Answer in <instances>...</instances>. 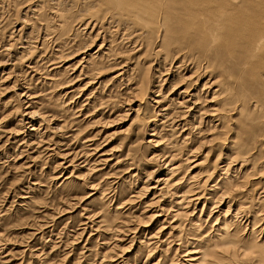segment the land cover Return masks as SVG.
Returning a JSON list of instances; mask_svg holds the SVG:
<instances>
[{
  "label": "rangeland",
  "instance_id": "374dc122",
  "mask_svg": "<svg viewBox=\"0 0 264 264\" xmlns=\"http://www.w3.org/2000/svg\"><path fill=\"white\" fill-rule=\"evenodd\" d=\"M92 1L49 0L48 2V0H42L41 4L37 3L43 6H40L35 16L32 14L33 9L31 7L36 3V0H5V3L0 0V264H143L144 262V264H154L158 260L157 264H190L188 257L180 258L183 254L178 253L174 256L175 249L180 245L182 246L180 251L190 248L189 244L193 242V246H197L198 250H202L204 248L202 246L207 242L208 246L217 244L218 242L214 243V234L221 226V215L219 214L226 210L227 204L225 203H232L231 215L234 214L232 211L237 208L238 203L244 205V212L249 213L251 218L254 213L259 215L258 210H264V70L262 69L264 48L261 50L259 47L255 48L254 43L249 41V37L245 38L252 33L249 30H254L255 27L251 28V26L254 25V22L257 23V19H260L257 23L259 26H256L257 29L253 32L262 29L260 26L264 24V12L259 14L261 11L258 12V10L264 9V6L259 7L263 3L260 4L261 0H259L260 3H257L258 0H253L256 1V5L259 4V9L250 6L254 3L251 0L246 1L248 5L245 0H238L240 1L238 5L236 2V4L234 3L239 12L245 11L244 8L247 5L248 11L254 9L255 13H253L256 16H262V18L258 16L257 21L254 18L253 23L251 22L252 17L249 18L250 20L247 21L252 23L250 26L247 21L235 23L234 20H238L241 12L238 14L235 11L238 16L235 18L233 11L236 8H233V3H227L228 0H223V2L227 1L226 3L221 0H217V2L216 0L188 1L196 2V6L195 4H188L186 0H158L159 5L157 0L148 1L154 5L153 8L149 7L151 10L149 12L152 13L159 6L158 9L160 10H164L163 7H166L165 9L171 15L170 30L173 33L169 31L170 34L169 32L168 34L170 36H172L171 34L175 35L172 39H176L182 44L181 47L177 45L178 41H175L173 46L175 50L179 48L184 51L182 54L174 51V56L189 55L186 48L192 43L194 46L196 44L198 50L201 47H207L206 49L202 48L204 50L200 49L202 54L208 52L209 57L213 54L211 55V62L206 61L212 68L207 70L205 74H201L204 75L202 78H205L197 89L202 87L204 80L212 77L209 79L211 83L217 79L216 85L218 87L221 85L232 95L236 94L233 95L235 104L223 106L222 109L224 110L219 111L221 113L226 111V115L223 114L224 124L222 120L221 125H216L219 124V121H216L218 116L221 118L222 114L216 115L215 121H213L215 123H212L213 126H217L214 129L211 127L212 124L208 123L211 113H205L207 117L197 115L193 120L196 127L194 132V130L188 131L187 127L179 129V126H173L169 122L165 123V120L163 121L161 118V112L156 113L159 109H155V104L151 102L153 98L155 100L160 99L154 96L161 94L166 103L170 92L168 89L172 87L170 85L176 83V86L179 84L186 86L187 82H179L175 78L168 83L160 82L159 84L156 82L153 83L154 89L151 88L152 91H149L155 92V95L148 93V91L145 92L144 96L141 95L140 88L142 85L139 82L144 70L141 62H144L143 59L145 61L156 59L152 50L154 45H158L156 40L152 41L154 44H143V48L139 49L137 44H133L132 38L130 42L126 41L125 43L120 41V37H111V39L116 40L115 43L121 45L117 44L119 47L116 48L115 52L109 53L110 55L107 50L101 51L98 48L102 39L105 40L104 49H106L108 41L111 40L109 34L114 32H109L106 18L102 21V18L109 14L105 13V9H103L105 6L102 7L100 6L101 3L95 4ZM133 1L135 0L131 2ZM166 1L172 3L167 5ZM199 1L205 3L206 6L201 3L202 6L204 5L202 7ZM177 2L178 4H176ZM208 2L213 9L217 8L219 2V4L232 5V8L226 9L227 11L230 10L228 12L232 11V14L229 15L234 16L233 24H237L240 29H236L232 25L235 30L232 27L231 31L240 33V30H243L244 33L245 29L250 27L247 29L248 31L246 30V33L250 32L247 33L248 35L241 32L240 34L244 37L239 34L240 37L238 35L233 36L235 41L233 40L234 42L232 41L233 44L231 43L230 46L234 48L231 50L234 53L230 50L229 52L239 57L237 56L238 58L232 60L234 56L230 54L231 59L230 57L228 59L231 62L227 59L230 56L227 49L222 48L223 52L218 50L221 48L219 43L208 42L210 44L208 46L204 39L205 36L204 38L200 36L202 33L204 35L210 34L209 38L220 37L225 29L231 28L226 24L227 22L225 29L224 26L220 28L221 16L214 13L216 12L214 10H212L211 15L214 13L213 16L215 17L217 14L216 17L218 16V18L215 17V19L210 15L211 17H207L211 19L207 21V17L202 15L204 17L202 19L201 14L206 11V7L211 10ZM86 4L88 5L86 6ZM186 4L195 13L199 8L200 10L205 9L201 10L200 14H197L198 12L194 14L191 10L189 11L188 7L186 8ZM223 4L219 5L220 8L218 7L216 10L220 9L219 12L221 10L226 11L223 10V7L227 6H222ZM56 8H59L57 9L58 14H62L67 22H64L62 18L54 17L53 12ZM240 8L243 10H239ZM98 9L102 10L101 16L98 14L100 12ZM200 10L198 11L200 12ZM185 12L190 15L187 16ZM40 15L42 16L40 17ZM197 15H200L199 18ZM98 16L100 17L98 18ZM200 18L201 20H199ZM186 19L191 20L189 24L190 22L193 24L194 20H198L195 22L197 24H200L201 21L202 26L197 25L200 26V29H196L198 32H195V24L194 27L191 24L187 27L188 22H186L185 26ZM213 19L216 21H214L215 23H213ZM96 20L100 22H96ZM89 21L93 22L92 24L98 23V25L96 24L97 27L92 30L83 29L84 22L89 23ZM210 21L212 22L210 23ZM128 26L131 28L129 33L138 28L133 24H128ZM179 27H181V31H179ZM183 27H187V30L192 32L194 30V40L192 43L188 41L190 44H186V46L184 45L187 43L185 37L188 36L186 35H193V33L191 31L189 33ZM202 29L204 33L201 32ZM261 31L259 33L257 31L256 34H260ZM97 32L99 34L95 38ZM218 32L221 33L220 36L217 35ZM178 35L183 37V40ZM236 36L238 38H235ZM200 37L204 39L206 44H203V39ZM239 38L248 39L247 41L251 42L252 45L249 43L248 45L247 41L239 40ZM233 45L240 46L243 50L237 47L238 50L236 51V47ZM250 45L254 46L251 48L252 50L249 48ZM196 48L195 51H192L196 53L195 58L199 57L198 54L201 53ZM248 48L251 50L250 53H247L249 58L245 55ZM210 49L218 52L215 53ZM224 50L226 51L224 52ZM100 52L109 55L111 58H108L109 56L101 57L102 53ZM219 53L222 56H219ZM225 53L228 54L226 58L223 56ZM239 53L246 59L240 57ZM90 54H93L94 58L88 60L89 65L87 66L85 61L89 59L88 55ZM262 55L263 58H260L259 56ZM83 56L86 58L82 62ZM138 57L139 59H137ZM258 57L263 62H260ZM255 60L262 65L258 67V63L252 64ZM137 61H140V64L134 67ZM244 61H248L247 63L256 68H253L254 73L251 72L252 69L249 70L251 66L247 63L245 65ZM232 62L235 64L233 65ZM94 63L97 69L94 67ZM124 65L128 66L127 72L122 76H117L120 72L118 71L119 68ZM132 67L134 68L131 69ZM81 69H83L82 72H80ZM210 70L212 72L214 70V72L212 73ZM208 71L210 72L208 73ZM258 77L261 78L260 81L262 82L259 81ZM235 80L236 82H233ZM138 85L141 86L137 88ZM157 85L162 89L158 93L160 88ZM183 85L182 88L179 87L180 90L184 89ZM225 86L230 89L227 90ZM197 89L193 92L194 94H196ZM215 89L217 87L213 88V90ZM210 97L211 95L208 98L210 99ZM250 98L253 102L250 101ZM239 101H241V105H239ZM251 105L256 109L252 108ZM239 108L241 109L239 110ZM176 110V114L181 112L180 108H176ZM27 111L36 112L37 116H39L38 114L43 116V122L40 120L41 117H36V120L33 119L31 123L29 120H24L26 118L23 114ZM251 114L253 115L251 116ZM201 117L203 118L200 119ZM20 121L22 122L20 123ZM198 121L199 124H197ZM32 128L35 131H30ZM185 129H187L186 133H181L184 132L181 130ZM187 133L189 134L185 136ZM152 134L154 136H150ZM186 137H188L187 140H185ZM151 140L158 142L155 145ZM49 144L52 145L48 148ZM230 145H234L237 161L235 160L233 167L235 173L229 171L232 174L228 175L231 176L230 184L224 186L221 185V178H224L221 174V166L223 165L221 160L228 161L230 153H228L227 147ZM51 149L56 150L57 153ZM193 149L194 152L188 155V151ZM65 152L67 159L65 158L66 155L63 156ZM70 152L71 154L75 152V154L68 156ZM171 154L174 155L170 162L172 166L169 167L166 164L168 167L164 168V163H167ZM58 163H61L62 167ZM167 168H175V172L171 176L167 174L170 178L166 176ZM166 178L169 179L166 180ZM172 179L174 180L171 181ZM184 179L193 188L198 187L197 191L203 194L206 202L201 213L202 202L196 206L193 213L190 205L184 210H180L181 214H178L176 221L180 226L177 231L172 232L167 229L172 218L169 219L170 216H165V212L162 211L164 208L170 207L169 212L174 213L178 209L175 201H179L176 197L180 196L181 193L180 191L177 194L173 193L182 186ZM156 180H165L167 185L163 187L162 182L158 185ZM176 180H178L177 185ZM168 181L174 182V184H168ZM160 187L164 188L166 195L158 201L159 193L157 191ZM224 187L232 190L227 195L228 198L224 199L225 202L221 203L220 194H222ZM140 189H143L144 193ZM216 197L218 200L215 199ZM211 199L215 200L216 203ZM152 200L154 204L151 203ZM204 200L202 199V201ZM211 203H215L214 206H211ZM209 209L211 211H208ZM217 215H219V221H217V225H214ZM238 221V223L232 224L233 227L231 228H234L239 238L250 239L251 234L249 235V233L252 227L247 225L243 230L242 227L245 224L242 226L243 222L241 223L240 219ZM259 224L260 227L253 231L255 241L264 236V221ZM160 226L164 229H161ZM261 228L259 233L258 230ZM170 231L171 235L177 237L169 238L167 233ZM164 232L166 233L165 236L160 239ZM150 235L155 238L153 239ZM158 239L162 241H160L161 244H158L160 242L156 243ZM148 251L150 252L148 253ZM217 256L216 264H231L227 262V256L222 255L223 262H221V253ZM254 263L258 264V259H255Z\"/></svg>",
  "mask_w": 264,
  "mask_h": 264
},
{
  "label": "bare ground",
  "instance_id": "6f19581e",
  "mask_svg": "<svg viewBox=\"0 0 264 264\" xmlns=\"http://www.w3.org/2000/svg\"><path fill=\"white\" fill-rule=\"evenodd\" d=\"M2 1V0H1ZM7 1V0H6ZM15 1V0H14ZM42 1V0H41ZM41 1L40 0H36V3H34V5H33V7H31L33 10H32V14H36V13H38V11H39V8H40V6H43V5H39V4H41ZM45 1V0H44ZM51 1V0H50ZM83 1V0H82ZM91 1V0H90ZM132 1V0H131ZM131 1H129V0H93L92 1V3H95V4H100L101 3V5L100 6H105V8H103V9H105V13H109V14H106V17H103L102 18V21H104L103 19L104 18H106L107 20L106 21H108V26H109V28H108V30H109V32H114V33H108L109 34V39H111V37L113 38V37H120V41H124L125 43H126V41H129L130 42V39L132 38L133 39V44H137V46L139 47V49H141V47L143 46V44L144 45H146V44H152L153 42L152 41H154V40H156L155 42L156 43H158V45H154V48L152 49L153 50V54L155 55V58L156 59H154V60H152V61H145V59H143V57H142V59H143V63L141 62V66L142 67H144V70H143V73L141 74V80H140V82H139V84H141V85H138L137 86V88L138 87H140L141 86V95H145V92L146 91H148V93H152L153 95H155L154 93L155 92H149L150 90H151V88H153L154 86H153V83H156V82H158L159 84H160V82H162V83H168V82H171L172 81V79H174L175 78V80L177 79L179 82L180 81H184V82H187V85L185 86V85H183V84H179L178 86H176L177 84L175 83V84H173V85H170V86H172V87H169V89H168V91H170L168 94H169V97H167V95H166V97H167V101H166V103H168L167 105H166V103H165V99H163V97L161 96V94L159 95V94H156V96H154V97H159L160 99H152L151 100V102L152 103H154L155 105H154V107H155V109H159L156 113H158V112H161V118L163 119V121L166 123V122H169V123H172V125L173 126H176V127H178L179 126V129L181 128V129H184V128H186L187 127V129H188V131L189 130H194V132H195V126H194V124H193V120L195 119V117L198 115V116H206V114L205 113H211L210 114V118L207 120L208 121V123H215V122H213V121H215L214 119H215V117H216V115L218 116V115H221V118L218 116V118H217V120L216 121H219V124L217 123L216 125L218 126V125H221L220 124V122H222V120L224 119V117H223V114H224V116L226 115L225 114V112L223 111V113H221V112H219L220 110H224V109H222V107L223 106H232V105H234L235 104V101H234V97H233V95L235 94L234 93V91H231V92H233L234 94L232 95V93H230V91H226L221 85H220V87H218L217 85H216V82H217V79L215 80V81H213L212 83L210 82L211 80H209L210 78L212 79V77H210L209 79H207V80H204V82L202 83V87L198 90L197 88H198V86H199V84L203 81V79L205 78V77H203L202 78V76H204V75H201V74H205V72L207 71V70H209L210 68H212V67H210L209 65H208V62H211V55H213V54H209L210 55V57L207 55V53H205V54H202V50H204V49H206V48H204V47H199L200 49H202V48H204V49H202V50H200L201 51V53L200 54H198L199 55V57H194L195 55H196V53H194V52H192V51H195V48H196V44H195V46L193 45V40H194V30H193V35H186V36H188V37H185L186 38V40H187V43H185L184 44V41H183V44L186 46V44H190L188 41H190L191 43H192V45H190L189 47L187 46V50H188V53H189V55L188 54H185V55H181L180 57H178V55L177 56H174V51H175V53H177V52H181V54H182V52H184V51H182L183 49H177V50H175V48L173 47L174 46V44H175V41H178V40H176V39H172V37H175V35L173 36V34H171L172 36H170L169 34H170V32L169 31H172V30H170V26L172 25L171 23H172V21H171V15H170V13H169V11L168 10H166L164 7H163V9L164 10H160V9H158V7L159 6H155L156 8H157V10H156V8L154 9L155 11H152V13L151 12H149V11H151L150 9H149V7H154V5H152L151 3H149L148 1L149 0H139V1H133V2H131ZM153 1V0H152ZM160 1H162V0H160ZM159 1V2H160ZM165 1V0H164ZM179 1V0H178ZM183 1H185V0H183ZM187 2L189 1V0H186ZM194 1V0H193ZM195 1H197V0H195ZM204 2L206 1V0H203ZM207 1H209V0H207ZM211 1V0H210ZM213 1V0H212ZM215 1V0H214ZM222 2H223V0H221ZM225 1V0H224ZM241 1V0H240ZM240 1H238V0H228V2L227 3H230L231 2V4L234 6V3L236 2L237 3V5H238V2H240ZM244 1V0H243ZM247 0H245V2H246ZM254 2L253 4H252V2ZM250 2H251V4L252 5H250L252 8H254L255 7V9L257 8V9H259V7L261 8V7H263L264 5V2H263V0H261L260 2H259V0L257 1V3L259 2L260 4H262L261 6L259 5V7H258V5H256L255 4V2L256 1H253V0H251ZM3 2L5 3V0H3ZM13 2V1H12ZM48 2H49V0H48ZM85 2H86V0H85ZM131 2V3H130ZM155 2V1H154ZM154 2H153V4H154ZM167 2V5L169 4V3H172L171 1L168 3V1H166ZM174 2V1H173ZM176 2V1H175ZM192 2V1H191ZM191 2H188V4L190 3V5H193V4H195V6H196V2L195 3H191ZM200 2V1H199ZM198 2V3H199ZM216 2H217V0H216ZM226 2H223V3H226ZM245 2H243L244 4H245ZM248 2H249V0H248ZM4 3H2V4H4ZM37 3H39V4H37ZM55 3H56V1H55ZM151 4V6H149V4ZM201 3L202 2H200V5H201ZM209 4H210V2H208ZM207 3V4H208ZM212 3H215V2H212ZM220 3V2H219ZM219 3H217V8L219 7V5L221 6V4H223V3H221V4H219ZM235 3V4H236ZM36 4V5H35ZM57 4V3H56ZM64 4V3H63ZM83 4H85V3H83ZM157 4H158V0H157ZM156 3H155V5H157ZM161 5H162V2L160 3ZM174 4V6H175V3H173ZM172 4V5H173ZM176 4H178V2L176 3ZM184 4H185V2H184ZM202 4H204L205 6H206V4L205 3H202ZM208 4V5H209ZM216 4V3H215ZM246 4H247V2H246ZM245 4V5H246ZM255 4V5H254ZM1 5V4H0ZM53 5H54V3H53ZM88 4H86V6H87ZM159 5V4H158ZM163 5H164V3H163ZM167 5H165V6H167ZM204 5L202 6V7H204ZM207 5V6H208ZM212 5H214V4H212ZM224 5H226L227 7H225ZM229 4H223L222 6H224L223 8V10H226V11H222L221 10V12H219L220 11V9L217 11L216 9H213V8H211L212 6H211V4L209 5V8L211 9V10H209V9H207V7H206V11L204 12L202 9V14H201V16L202 15H205V17H207V16H209V17H214L213 16V14L214 13H217L218 14V16H221V27L220 28H223V26H224V29H225V25L226 24H228V26L229 27H231L230 29H225V32L223 33V31H222V33L224 34H222L221 35V33L220 32H218V34L217 35H221L220 37H216V36H213V37H211V38H209L210 37V34H208L209 32L207 31V29H205L208 33V35H204V34H202V33H200L199 35L201 36V37H203L204 38V36H205V40L207 41V44L205 43V41H204V39L203 38H201V39H203V42L201 41V43H203V44H206V45H210L208 42H210V43H213V44H215V43H219V45L221 44V48L216 44V46H218L220 49H218V50H221L222 48L223 49H227L228 50V52H229V50L231 51L232 49H234V48H231V46H230V44L232 43V41L234 40L235 41V39H233L234 37V35H242V34H240L241 32L243 33V30L241 31L240 30V33H238V32H236V31H231V29H232V27L234 26L236 29L238 28L237 27V24H239L240 22L241 23H243L244 21H247L249 18H251L252 17V19L253 20H251V22L252 21H255L257 18H258V16L259 15H255L254 13H255V10L253 9H251V10H247L248 9V4L246 5V8H244V10L245 11H238L237 9V5H236V7L234 6L233 8L235 9L234 11H233V13L235 14L234 16H235V18H237L238 16L236 15L237 14V12H238V14L240 13V15H239V18H238V20L237 19H235L234 18V16L233 15H229V14H232V11L231 12H228V11H230L229 9H228V11H227V9L226 8H232V5H229ZM15 6V5H14ZM13 6V7H14ZM92 6V5H91ZM169 6H171V5H169ZM179 6V5H178ZM186 6V8L188 7L189 8V5L187 6V4L185 5ZM199 5L197 4V7H198ZM215 6V5H214ZM213 6V7H214ZM244 6V5H243ZM257 6V7H256ZM51 7V6H50ZM89 7V6H88ZM97 7V6H96ZM152 7V8H153ZM180 7V6H179ZM178 7V8H179ZM201 7V8H202ZM250 7V8H251ZM6 8V7H5ZM42 8V7H41ZM54 8V7H53ZM94 8V7H93ZM98 8H99V5H98ZM160 8H161V6H160ZM182 8H183V6H182ZM192 8H194V7H192ZM196 8V7H195ZM199 8V7H198ZM220 8V7H219ZM243 8H240L239 10H243ZM57 9H59V8H56V9H54L55 10V12H53L54 13V17H56V18H58L59 17V19H64L63 17H62V14H58L59 12H57ZM100 9H102V8H100ZM102 9V10H103ZM174 9V8H173ZM99 10V9H98ZM97 10V11H98ZM102 10H99L100 12L98 13L100 16H101V11ZM181 10H183V9H181ZM184 10H186V9H184ZM188 10V9H187ZM192 11L193 9H191V8H189V11ZM198 10H200V8L198 9ZM197 10V14H200L201 13V10H200V12ZM212 10H214V11H216V12H214V13H212V15H211V12H213ZM233 10V9H232ZM246 10L248 11V13L246 12ZM25 11H27V10H25ZM24 11V12H25ZM44 11H45V9H44ZM51 11V10H50ZM59 11V10H58ZM68 11V10H67ZM96 11V10H95ZM145 11H147V12H145ZM235 11H237L236 13H235ZM259 11H261V13H259V14H262L263 12H264V9L262 10H258V12ZM52 12V11H51ZM57 12V13H56ZM194 14H196L194 11H192ZM191 12V13H192ZM245 12V13H244ZM252 12V13H251ZM254 12V13H253ZM257 12V11H256ZM258 12L256 13V14H258ZM92 13V12H91ZM97 13V12H96ZM66 14H68V13H66ZM104 14V13H103ZM181 14H182V12H181ZM185 14H187V16H189L190 14L189 13H186L185 12ZM189 14V15H188ZM216 14V15H217ZM25 15V14H24ZM174 15V14H173ZM172 15V16H173ZM176 15V14H175ZM183 15V14H182ZM211 15V16H210ZM216 15H215V17H216ZM255 17H254V16ZM264 15V14H263ZM36 16V15H35ZM42 15H40V17H41ZM70 16V15H69ZM100 16H98V18L100 17ZM192 16V15H191ZM200 16V15H199ZM199 16L197 15V17L199 18ZM218 16L216 17V18H218ZM233 16V18H231ZM23 17V16H22ZM53 17V18H54ZM176 17V16H175ZM180 17V16H179ZM179 17H177V18H179ZM183 17V16H182ZM193 17V16H192ZM191 17V18H192ZM203 17V16H202ZM214 17V18H215ZM259 17H261L262 18V16L260 15ZM67 18H68V16H67ZM98 18H96V19H98ZM172 18H174V17H172ZM188 19H189V17H187ZM190 18V19H191ZM215 18V19H216ZM254 18H255V20H254ZM66 19V18H65ZM65 19H64V22H67V21H65ZM72 19V18H71ZM74 19V18H73ZM179 19H181V17L179 18ZM188 19H186V20H188ZM193 19H194V17H193ZM193 19H191V20H193ZM202 19H204V17L202 18ZM207 19H208V17H207ZM206 18H205V20H207ZM211 18H209L207 21H209ZM233 19H235L234 21H235V23H237V24H233ZM263 19H264V17H263ZM263 19H261V20H263ZM35 20V19H34ZM55 20V19H54ZM175 20H177L176 18H175ZM184 20V19H183ZM185 20V26H186V22H188V24H187V27H188V25L190 26V24H191V22H190V24H189V21H191V20H188V21H186ZM199 20H201V18L199 19ZM250 20V19H249ZM258 21H260V19H257ZM256 20V21H257ZM99 21V20H98ZM97 20H96V22H98ZM101 21V22H102ZM173 21H174V19H173ZM179 21H182V20H179ZM179 21H178V23H179ZM195 22H197L198 20H194ZM193 21V22H194ZM215 20L213 19V23H215L214 22ZM258 21H257V23H258ZM62 22V21H61ZM100 22V21H99ZM183 22V21H182ZM192 22V23H193ZM193 23V24H191L194 28H195V32L198 30V29H200L197 25L199 24H197V23ZM212 21H210V23H211ZM223 22H224V24H223ZM227 22V23H226ZM248 22V21H247ZM250 21L247 23V24H250V26H251V24L253 23H251ZM93 22H90L89 21V23H87V22H84V24L82 25L83 26V29H93V28H95V27H97L96 26V24L98 25V23H95V24H92ZM103 23V22H102ZM107 23V22H106ZM105 23V24H106ZM226 23V24H225ZM257 23L256 22H254L253 24L255 25H252L251 26V28L253 27H255L254 28V30L255 29H257V27L256 26H259V25H257ZM104 24V25H105ZM128 24H133V25H135V26H137L138 28L134 31V32H131V33H129V31H130V27L128 26ZM177 24V23H176ZM181 25H182V23H180ZM219 24V25H220ZM259 24H260V22H259ZM103 25V24H102ZM199 25H201L202 26V23H201V21H200V24ZM231 25V26H230ZM233 25V26H232ZM68 26V25H67ZM66 26V27H67ZM131 26V25H130ZM174 26H175V24H174ZM179 26V25H178ZM197 26V27H196ZM239 26V25H238ZM262 26V27H261ZM260 26V28H262L260 31H261V33L260 34H256V32L258 31V33L260 32L259 30H257L255 33L253 32L254 30H249L250 32L252 31V33H254V34H252V33H250V32H247L246 33V30L248 29V28H250V27H247V29H245V32L243 33V34H247L248 36L247 37H245V38H248L249 37V41H251V42H253L254 43V46H255V48L256 47H259L260 48V50L261 49H263L264 48V24L263 25H261ZM57 27V26H56ZM187 27H183V28H186L185 30L186 31H189V30H187L188 28ZM211 27V26H210ZM209 27V28H210ZM219 27V26H218ZM227 27V26H226ZM228 27V28H229ZM233 27V29L235 30V28ZM136 28V27H135ZM177 28V27H176ZM181 27H179V29H180ZM193 28V29H194ZM203 28V27H202ZM208 28V29H209ZM47 29V28H46ZM105 29V28H104ZM172 29H173V27H172ZM190 29H191V27H190ZM197 29V30H196ZM204 29V28H203ZM203 29L201 30V32H203ZM238 29H240V28H238ZM242 29V28H241ZM20 30V29H19ZM175 30V29H174ZM178 30V29H177ZM183 30V29H182ZM47 31V30H46ZM179 31H181V29L179 30ZM184 31V30H183ZM182 31V32H183ZM189 31V33H191ZM205 31V32H206ZM209 31H210V29H209ZM220 31V30H219ZM248 31V30H247ZM22 32V31H21ZM168 32H169V34H168ZM198 32V31H197ZM233 32H234V34H233ZM107 33V32H106ZM172 33H173V31H172ZM179 33V32H178ZM178 33H175V34H178ZM186 33V32H185ZM204 33V32H203ZM213 33H214V31H213ZM220 33V34H219ZM236 33V34H235ZM46 34V33H45ZM98 34H99V32H97L96 33V35H95V38L98 36ZM168 34V35H167ZM183 34V33H182ZM188 34V33H187ZM50 35V34H49ZM238 35V36H239ZM251 35V36H250ZM100 36V35H99ZM132 36V37H131ZM45 37V36H44ZM178 37H181V36H179L178 35ZM240 37V36H239ZM242 37H244L243 35H242ZM182 39L181 40H183V37H181ZM185 38H184V40H185ZM198 38V37H197ZM235 38H238L237 36L235 37ZM245 38H239V40L240 39H242L243 41H247L248 39H246L245 40ZM106 39V38H105ZM119 39V38H118ZM178 39V38H177ZM180 39V38H179ZM238 40V39H237ZM236 40V42H238ZM115 41L116 40H113V39H111L110 41H108V47L106 48V49H104L105 48V45H104V43H105V40L104 39H102V42H101V44H100V46H99V48L98 49H100L101 51H103V50H107V52H108V54L109 53H113V52H115L116 51V48L117 47H119V46H117V44H119V43H115ZM119 41V40H118ZM233 41V42H234ZM40 42V41H39ZM195 42V41H194ZM235 42V43H236ZM251 42L249 43L248 41H247V44L249 43V44H251ZM123 43V42H122ZM197 43V42H196ZM154 44V43H153ZM198 44V43H197ZM233 44V43H232ZM231 44V45H232ZM239 44V43H238ZM242 44V43H241ZM244 44V43H243ZM246 43H245V45H247ZM248 44V45H249ZM26 45H28V44H26ZM119 45H121V44H119ZM177 45H179V46H181L182 47V44H181V42L180 41H178V43H177ZM199 45V44H198ZM252 45V44H251ZM250 45V49L251 48H253L252 46ZM178 46V47H179ZM201 46V45H200ZM228 46H230L229 48H228ZM233 46H235V45H233ZM135 47H136V45H135ZM150 47V46H149ZM217 47V48H218ZM236 47V46H235ZM238 47V46H237ZM236 47V51L238 50V48L239 49H242L243 50V48H240V46L237 48ZM247 47V46H246ZM143 48V47H142ZM231 48V49H230ZM247 49V50H250V49ZM197 50H198V48H196ZM214 49V48H213ZM212 49V50H213ZM216 49V48H215ZM214 49V50H215ZM246 49V48H245ZM244 49V50H245ZM8 50V49H7ZM147 50V49H146ZM198 50V51H199ZM211 50V49H210ZM211 50V51H212ZM213 50V51H214ZM217 50V49H216ZM241 50V51H242ZM246 50V54L245 55H247V57H248V55L249 54H247V53H250L251 52V50L250 51H247ZM6 51V50H5ZM207 51V50H206ZM205 51V52H206ZM210 51V52H211ZM222 52H223V50H221ZM226 50H224V52H225ZM25 52V51H24ZM28 52V51H27ZM148 52V51H147ZM204 52V51H203ZM215 52V51H214ZM218 52V51H217ZM217 52H215V53H217ZM220 52V51H219ZM221 52V53H222ZM228 52H226V53H228ZM232 52V51H231ZM231 52H229L228 54L230 55L231 54ZM100 53H102V56L101 57H104V56H107V54H103V52H100ZM120 53V52H119ZM122 53V52H121ZM141 53H142V51H141ZM140 53V54H141ZM172 53H173V55H172ZM213 53V52H212ZM223 54V56H225V58L227 57V55L228 54ZM232 53H234V52H232ZM245 53V52H244ZM60 54V53H59ZM139 54V55H140ZM146 54H149V53H146ZM152 54V53H151ZM194 54V55H193ZM240 54V53H239ZM110 55V54H109ZM108 55V56H109ZM154 55H152V56H154ZM201 55H203V56H201ZM219 56L221 55L222 56V54H218ZM232 56H234V54H231ZM231 55L230 56H228L227 57V59L230 57V59H231ZM241 56L240 57H243L242 56V54H240ZM94 55L93 54H90V55H88V57H89V59H87L85 62H86V64H87V66L89 65L88 64V60H91V59H93L94 57H93ZM107 56V57H108ZM112 56V55H111ZM145 56H147V57H150L149 55H145ZM238 56V55H237ZM237 56H234L233 57V59L232 60H235L236 58H238ZM136 57V56H135ZM140 57V58H141ZM158 57V58H157ZM260 58L262 57L263 58V55L262 56H259ZM258 57V59L260 60V58ZM86 57H84L83 56V58H81L82 59V62H83V60L85 59ZM106 58V57H105ZM108 58H111L110 56L108 57ZM146 58V57H145ZM249 58V57H248ZM247 58V60H249ZM17 59V58H16ZM137 59H139V57L137 58ZM217 59V58H216ZM221 59H222V57H221ZM230 59H228V61L230 60ZM243 59H246V57H243ZM255 59H257V58H255ZM257 59V60H258ZM141 60V59H140ZM147 60V59H146ZM238 60V59H237ZM242 60V59H241ZM240 60V61H241ZM258 60V61H259ZM263 60H264V58H263ZM263 60H260V62L262 61L263 62ZM103 61H104V59H103ZM102 61V62H103ZM206 61H208V62H206ZM227 61V60H226ZM246 61V60H245ZM244 61V62H245ZM253 61V60H252ZM256 61V60H255ZM255 61H254V63L252 62V64H257L258 63V61H256V63H255ZM107 62V61H106ZM138 62V63H137ZM136 62V64L134 65V67L135 66H137L138 64H140V61H137ZM218 62H220V61H218ZM230 62H231V60H230ZM241 62H243V61H241ZM248 62V61H247ZM247 62H245V65H246V63ZM92 63H93V61H92ZM118 63V62H117ZM123 63V62H122ZM121 63V64H122ZM222 63H223V59H222ZM264 63V62H263ZM79 64V63H78ZM83 64V63H82ZM101 64V63H100ZM176 64V65H175ZM232 64L234 65L235 63H233L232 62ZM237 64V63H236ZM247 64H249V63H247ZM80 66H81V64H79ZM95 63H94V67H95ZM102 65V64H101ZM103 65H104V63H103ZM117 65V64H116ZM119 65V64H118ZM221 65V64H220ZM250 66H251V64H249ZM255 65H253V66H255ZM262 64L261 63H258V67L259 66H261ZM264 65V64H263ZM262 65V69L264 70V66ZM79 66V67H80ZM115 66V65H114ZM140 65H139V67H141ZM256 66V67H257ZM85 67V66H84ZM93 67V68H94ZM102 67V66H101ZM101 67H99V68H101ZM134 67H132L131 69H133ZM226 67H228V65H226ZM234 67H236V66H234ZM257 67V68H258ZM82 68V67H81ZM85 68H87V67H85ZM89 68H91L90 66H89ZM96 68V67H95ZM229 68V67H228ZM246 68V67H245ZM253 68H255V67H252L251 66V68H249V70L250 69H252V71L251 72H253ZM32 69V68H31ZM97 69V68H96ZM131 69H129V70H131ZM139 69V68H138ZM142 69V68H141ZM224 69V68H223ZM242 70H243V68H241ZM240 69V70H241ZM256 69V68H255ZM254 69V70H255ZM91 70V69H90ZM127 70H128V66H126V65H124L122 68H119V70L118 71H120L119 72V74L117 75V76H122V75H124V73H126L127 72ZM140 70V69H139ZM138 70V71H139ZM225 70V69H224ZM249 70H248V72H249ZM64 71V70H63ZM75 71V70H74ZM83 71V69H81L80 70V72H82ZM95 71V70H94ZM142 71V70H141ZM211 71V70H210ZM210 71H208V73L210 72ZM243 71H245V70H243ZM247 71V70H246ZM131 72H132V70H131ZM212 72V71H211ZM213 72H214V70H213ZM212 72V73H213ZM247 72V73H248ZM94 73V72H93ZM188 73H190L189 75H188ZM212 73H210V74H212ZM219 73V72H218ZM221 73V72H220ZM242 73V72H241ZM254 73V72H253ZM258 73V72H257ZM244 74V73H243ZM256 74V73H255ZM83 75V74H82ZM130 75V74H129ZM128 75V76H129ZM188 75V76H187ZM225 76H226V74H224ZM257 75V74H256ZM208 76H209V74H208ZM229 76V75H228ZM227 76V77H228ZM3 77V76H2ZM172 77V78H171ZM216 77V76H215ZM227 77H226V79H227ZM260 77V76H259ZM259 77H258V79H259ZM6 78V77H5ZM114 78H115V76H114ZM126 78V77H125ZM225 78V77H224ZM117 79V78H116ZM120 79V78H119ZM122 79V78H121ZM214 79V78H213ZM226 79H225V81H226ZM261 79V78H260ZM260 79H259V81H260ZM171 80V81H170ZM222 80V79H221ZM257 80V79H256ZM177 81V82H178ZM252 81V80H251ZM223 82V81H222ZM233 82H236V80L235 81H233ZM238 82V81H237ZM260 82H262V81H260ZM123 83V82H122ZM128 83V82H127ZM173 83V82H172ZM171 83V84H172ZM158 84V85H159ZM170 84V83H169ZM185 84V83H184ZM218 84V83H217ZM157 85V86H158ZM162 85H164V84H162ZM161 85V86H162ZM182 85L184 86V89H182V90H180V88H182ZM156 86V87H157ZM201 86V85H200ZM224 86V85H223ZM229 86V85H228ZM159 87V86H158ZM180 87V88H179ZM214 87H217V89H215V90H213V88ZM134 88V87H133ZM160 88V87H159ZM225 88H226V86H225ZM129 89V88H128ZM127 89V90H128ZM135 89V88H134ZM154 89V88H153ZM197 89V92H196V94H194L193 92H195V90ZM221 89V90H220ZM225 91H224V90ZM227 89V88H226ZM230 88L228 87V89L227 90H229ZM130 90V89H129ZM162 89L160 88V90L159 91H157V93L158 92H160ZM138 91V90H137ZM152 91V90H151ZM130 93V92H129ZM211 95V97H210V99L208 98L209 96ZM236 95V94H235ZM135 96V95H134ZM153 97V96H152ZM241 97V96H240ZM249 97V96H248ZM19 98V97H18ZM164 98H165V96H164ZM238 98V97H237ZM209 99V100H208ZM252 98H250V101H252L251 100ZM218 100H220V101H218ZM242 100H243V97H242ZM244 100H246V99H244ZM254 100V99H253ZM256 100V99H255ZM254 100V101H255ZM219 102V103H218ZM240 102V104L239 105H241V101H239ZM247 102V101H246ZM253 102V101H252ZM257 102V101H256ZM258 102H259V100H258ZM257 102V103H258ZM260 102H262V101H260ZM251 103V102H250ZM203 104H205V105H203ZM244 104V103H243ZM248 104V103H247ZM259 104V103H258ZM172 106H173V108H172ZM252 106V105H251ZM256 106V105H255ZM244 107V106H243ZM258 107H260V106H258ZM176 108H180L181 110V112H179L178 114H176ZM236 108V107H235ZM238 108V107H237ZM251 108V107H250ZM252 108H255V107H253L252 106ZM241 108H239V110H240ZM256 109V108H255ZM258 109V108H257ZM227 110V109H226ZM229 110V109H228ZM237 110V109H236ZM238 110V111H239ZM259 110H261V109H259ZM235 111V110H234ZM255 111V110H254ZM242 112H243V110H242ZM261 112H263L262 110H261ZM36 113V112H35ZM35 113H33V112H30V111H27L25 114H23V116H25V118L26 119H24V120H29L30 121V123L31 122H33V119H35L36 117H38V118H40L41 116H40V114H38L39 116H37V113L35 114ZM217 113H220V114H217ZM252 113V112H251ZM260 113V112H259ZM264 113V112H263ZM205 114V115H204ZM233 114V113H232ZM255 114H256V112H255ZM211 115H213V116H211ZM215 115V116H214ZM253 114H251V116H252ZM182 116V117H181ZM183 116H185V117H183ZM181 117V118H180ZM207 117V116H206ZM228 117V116H227ZM159 118V117H158ZM203 117H201L200 119H202ZM161 119V120H162ZM36 120V119H35ZM40 120H41V122H43V116L40 118ZM152 121V120H151ZM224 121L225 120H223V124H224ZM233 121V120H232ZM235 121V120H234ZM233 121V122H234ZM22 121H20V123H21ZM40 122V121H39ZM40 122V123H41ZM164 123V124H165ZM206 123V122H205ZM28 124V123H27ZM160 124V123H159ZM197 124H199V121H198V123ZM210 124V125H211ZM169 125V124H168ZM216 125H214L213 126V124L211 125V127H213V129L215 128V126ZM216 126V127H217ZM210 127V129L212 130V128ZM223 127V126H222ZM221 127V128H222ZM225 127V126H224ZM169 128V127H168ZM171 128V127H170ZM173 128V127H172ZM229 128V127H228ZM177 129V128H176ZM187 129H185V130H181V131H184V132H181V133H186V130ZM175 130V129H174ZM197 130V129H196ZM200 130V129H199ZM198 130V131H199ZM30 131H35L33 128L30 130ZM193 132V131H192ZM202 133V132H201ZM189 133H187V134H185V136L186 135H188ZM200 135V134H199ZM150 136H154V134H152V135H150ZM184 137V136H183ZM182 137V138H183ZM196 138V137H195ZM30 139V138H29ZM188 139V137H186V139L185 140H187ZM182 141H184V139H181ZM181 141V142H182ZM150 142V141H149ZM151 142H153L155 145L157 144V140L156 141H152L151 140ZM183 143V142H182ZM232 143V142H231ZM234 144V143H233ZM52 145V144H51ZM50 144L48 145V148L51 146ZM154 145V146H155ZM54 146V145H53ZM159 146V145H158ZM234 145H230V146H228L227 147V150H228V153H230L229 155V157H228V161H224V160H221V164H223L222 166H221V174H223V177L224 178H221L222 180H221V185H224V186H227V185H229L230 184V181H231V176H228L230 173H229V171L230 172H232V171H234V173H235V168H233L234 166H235V162L237 161L236 160V151H235V148L233 147ZM166 148V147H165ZM53 149V148H52ZM51 149V150H52ZM50 150V151H51ZM227 150H226V152H227ZM237 150V149H236ZM49 151V150H48ZM53 152H55L56 150H52ZM194 152V149L191 151V150H189L188 151V155H190L191 153H193ZM55 153H57V152H55ZM240 153V152H239ZM58 154H59V152H58ZM61 154V153H60ZM72 154H75V152L73 153L72 152ZM71 154V152L69 153V155L68 156H70V155H72ZM222 154V153H221ZM57 155V154H56ZM66 155V159H67V153L65 152V154H63V156H65ZM78 155V154H77ZM83 155V154H82ZM166 155V154H165ZM226 155V154H225ZM60 156V155H59ZM58 156V157H59ZM63 156H61L62 158H63ZM73 157V156H72ZM71 157V158H72ZM75 157V156H74ZM77 157V156H76ZM85 157V156H84ZM174 157V155H169V160L167 161V163H164L165 165H164V168L165 167H168V166H166V164L167 165H169V167L170 166H172V164L170 163L171 162V159ZM81 158V157H80ZM87 158V157H86ZM155 158H157V157H155ZM64 159V158H63ZM89 159V158H88ZM65 160V159H64ZM74 160V159H73ZM76 160V159H75ZM236 160V161H235ZM71 161H72V159H71ZM160 161V160H159ZM62 162V161H61ZM64 162H66V161H64ZM63 162V163H64ZM87 162V161H86ZM85 162V163H86ZM166 162V161H165ZM88 163V162H87ZM191 163V162H190ZM59 164V163H58ZM61 164V163H60ZM59 164V165H60ZM68 164H69V162H68ZM72 164V163H71ZM70 164V165H71ZM60 167V166H59ZM61 167H62V164H61ZM178 167V166H177ZM188 167H190V166H188ZM189 169V168H188ZM167 170V172H166V176H167V174L168 175H172V173L173 172H175V168H167L166 169ZM165 175V174H164ZM230 175H232V174H230ZM234 177H235V175H233ZM246 175L244 174V177H245ZM151 177V176H150ZM150 177H149V179H150ZM167 177H169V176H167ZM147 179H148V177H146ZM170 178V177H169ZM169 178H166V180L167 179H169ZM164 179H165V177H164ZM174 179H172L171 181H173ZM180 180H181V178H180ZM232 180H233V178H232ZM164 181V182H163ZM156 180V183L159 185L161 182V184H163V187H165L166 185H167V181H165V180ZM170 181V180H169ZM168 181V184L170 183ZM177 181L178 180H176L175 181V183H176V185H177ZM147 182V181H146ZM155 183V182H154ZM171 183H173L174 184V182H171ZM170 183V184H171ZM156 184V185H157ZM172 184V185H173ZM183 184H185V185H183ZM183 184H182V186L180 187V188H178L177 190L178 191H175L173 194H177L179 191H180V193H181V195L180 196H178V197H176L177 199H179V201H175V202H177V204H175V205H177L178 206V209L177 210H175L174 211V213H172V212H169L170 211V207H168V208H164L163 209V211L162 210H160V211H162V212H165V216H170V218L169 219H171L172 218V222L171 223H176V221H177V218H178V214H181L179 211L180 210H184V208L185 207H187V206H189L190 205V207H191V209L193 210L192 211V213L194 212V210L196 209V206L200 203V202H202L201 204H202V206H201V210H200V213L202 212V210H203V207H204V205H205V200H204V198H203V194L201 193V192H199V191H197V189H198V187L197 188H193L192 186H191V184L189 183V182H186V180L184 179V182H183ZM217 184V183H216ZM171 185V186H172ZM175 185V186H176ZM144 186V185H143ZM161 186V185H160ZM145 187H147L146 186V184H145ZM161 188L160 187V189L157 191L158 193H159V196H157L158 198H157V200L158 199H160V198H163L165 195H166V193H165V191L163 190L164 188ZM179 187V186H178ZM196 187V186H195ZM153 188V187H152ZM219 188H220V184H219ZM149 189V188H148ZM154 189V188H153ZM156 190H157V188H155ZM214 189V188H213ZM140 190H142L143 191V189H140ZM144 190H146L145 188H144ZM221 190V189H220ZM223 190V191H222ZM220 192L222 193V194H220V196H221V203L222 202H225V198H228L227 197V195L231 192V188L230 189H228L227 187H224L223 189H222ZM141 192V191H140ZM139 192V193H140ZM154 192H156V191H154ZM143 193H144V191H143ZM143 193H141V194H143ZM179 193V194H180ZM140 194V195H141ZM139 195V194H138ZM154 195V194H153ZM152 195V196H153ZM141 196H143V195H141ZM152 198V197H151ZM263 198V197H262ZM156 199V198H155ZM202 199L204 200V201H202ZM215 199H217V197L215 198ZM154 200V199H153ZM153 200H152V202L151 203H153L154 204V202H153ZM175 200V199H174ZM212 201H213V199H211ZM218 200V199H217ZM158 201H160V200H158ZM155 202H157V201H155ZM170 202V201H169ZM211 202V201H210ZM213 202H215V200L213 201ZM219 202V201H218ZM237 202V201H236ZM216 203V202H215ZM215 203H211V206L213 205L214 206V204ZM229 202H227V203H225V204H227L226 205V210L225 211H223V213H222V211H221V214H219V215H221V226L216 230V233L214 234V243H216V242H218L217 244H215V245H212V246H208V242L207 243H205L202 247H204V248H202V250H198L196 247L197 246H193V243H191V244H189L190 245V248H185L184 250H182V251H180V249H181V245L178 247L177 246V248L175 249V251H174V256L175 255H177L178 253H181V254H183L180 258H182L183 256H185V257H188V261L190 262V264H216V261H217V259H218V256L217 255H219V253H221V256L223 255V256H227V262L228 263H231V264H255L254 263V260L255 259H258V264H262V263H264V234L261 236L262 238L261 239H257L256 241H255V237H253L254 235H253V231H254V229H257L258 227H260V222L261 221H264V220H262L263 218H264V213H263V209L262 210H258L259 211V215H257L256 213H254V215L252 216V218L249 216V213H246V212H244L245 211V209H244V205H242V203H238L237 204V208L235 209V210H233L232 212H234V214H230V208H231V204H228ZM236 205V204H235ZM180 207H183V208H180ZM163 208V207H162ZM211 208V207H210ZM212 209V208H211ZM211 209H209L208 211H211ZM189 211V210H188ZM257 211V212H258ZM246 214H247V218H246ZM155 215V214H154ZM208 215H209V213H208ZM219 215H217L216 216V219H215V223H214V225H217V221H219ZM158 216V215H157ZM156 216V217H157ZM155 217V216H154ZM193 217V216H192ZM230 217V219H228ZM263 217V218H262ZM152 218V217H151ZM238 219H240V221H241V225L243 226L244 224V226L242 227L243 228V230H245V228H246V226L247 225H250L251 227H252V229H251V227H250V229H251V231H250V233H249V235H250V239H245V238H239V235H238V233L234 230V228H231V227H233V225L232 224H235V223H238L239 221H238ZM152 220V219H151ZM165 220V219H164ZM157 221V220H156ZM234 221V222H233ZM164 223H166V222H164ZM170 223V222H169ZM168 223V224H169ZM170 223V224H171ZM204 223V222H203ZM263 223V222H262ZM261 223V224H262ZM169 224V228H167V226H166V228L167 229H170L172 232H175V231H177L178 229V227L180 226L179 224H171L170 225ZM161 225V224H160ZM163 225V224H162ZM142 226V225H141ZM161 227V226H160ZM140 228V227H139ZM164 229V227H161V229ZM122 230V229H121ZM261 230H262V228L260 229V230H258V232L260 231L261 232ZM120 231V230H119ZM159 231H160V228H159ZM171 231L170 232H168L167 233V236L169 237V238H175V237H177V236H174L173 234L171 235ZM256 231V230H255ZM259 232V233H260ZM157 234V233H156ZM160 234V233H159ZM165 232H164V234L163 235H161L160 236V239L161 238H163L164 236H165ZM146 235V234H145ZM154 236H155V234H154ZM166 236V237H167ZM150 237H152L153 239L155 238V237H153V236H151L150 235ZM157 238H158V235L156 236ZM259 238V237H258ZM160 239H158V240H156V243H158V242H160L161 240ZM150 240V239H149ZM163 240V239H162ZM164 241V240H163ZM176 241V240H175ZM162 242V241H161ZM161 242L160 243H158V244H161ZM190 242V241H189ZM170 243V242H169ZM186 245H188V244H186ZM150 251H148V253H149ZM148 255H150V254H148ZM148 255H146L147 256V258H149L148 257ZM223 256L221 257V262H223L224 261V258H223ZM172 261V260H171ZM158 262H159V260H158ZM158 262H156V263H154V264H157ZM226 262V261H225ZM145 263V262H144ZM143 263V264H144ZM169 264H172V263H169ZM257 264V263H256Z\"/></svg>",
  "mask_w": 264,
  "mask_h": 264
}]
</instances>
